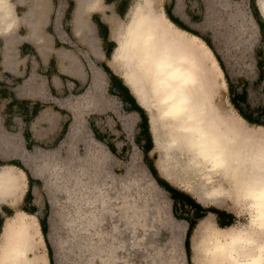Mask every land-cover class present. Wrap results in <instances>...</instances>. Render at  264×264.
Here are the masks:
<instances>
[{
  "label": "rangeland",
  "instance_id": "rangeland-1",
  "mask_svg": "<svg viewBox=\"0 0 264 264\" xmlns=\"http://www.w3.org/2000/svg\"><path fill=\"white\" fill-rule=\"evenodd\" d=\"M91 1L81 9L79 1L73 0L70 27L76 34L78 33L77 38L84 41L89 24L91 25L90 14L92 11H98L106 21L110 36L117 45L118 34L126 26L130 18V11L138 0H131V7L122 18L118 17L110 6L104 5L103 0ZM169 1L153 0V7L160 13L163 10V5ZM181 3L180 11L183 12L185 4ZM256 3L264 21L259 0H256ZM64 4H67V0H54L55 12L52 23H54L55 14ZM187 4L189 8L186 9L193 10L195 13H202L199 21L190 25L197 31L211 37L231 78L235 80L238 72L249 79L253 78L255 68L252 49L257 44V34L255 24L252 18L248 16L246 1L187 0ZM30 7L29 3L18 8L16 13L17 23L22 25L18 28V33L23 36L29 34L25 23H30L26 19L29 13L27 10ZM34 7L33 15L36 17L34 20L36 24L39 23L41 12L39 11L40 7ZM3 39L8 40L10 37L0 36V40ZM210 54L220 72L218 90L214 97L215 103L223 115L239 118L240 127L242 124L248 126V129L256 130L255 132L238 130L237 139L240 141V145H243V142L264 145V127L250 125L237 114L228 98L223 71L212 51ZM110 64L128 85L124 70L119 63L113 60V54ZM248 81L250 82L248 87L249 100L254 106H264V82L255 87L251 84L252 80ZM102 83L100 86L103 85ZM134 95L142 107L145 106L149 116L154 145L152 152L156 154L154 162L159 175L175 187L190 193L203 206L225 209L235 217L231 226L222 228L215 224L214 215L208 213L195 226L190 237L191 263L210 264L211 252L206 248V240L202 238L204 233L209 230L205 231L206 228H201V225L204 222L212 223L213 232L210 234L223 232L229 227L241 228L247 225L249 221L248 209L246 205L241 204L236 191L232 190L234 189L232 187L233 178L230 177L229 181L228 175L225 176L222 173L224 175L222 176L214 173L212 174L214 182L210 181L213 183L210 184L207 181V175L202 176L199 171L189 167L187 156L184 153L178 150H169L167 153L164 148L168 139L166 129L159 124L158 134L153 133L151 122L152 113H155V110L145 104L144 96L140 93ZM83 96L63 97L55 100L59 105L68 109L70 115H73L74 107L78 106L81 110L83 125L77 136L70 139L68 132L65 140L56 148H37L28 151L24 148L23 141L18 135L6 133L7 139L11 138L15 145L3 148V152H1L3 154L0 155L2 159L21 161L35 179L33 194L36 203L42 207L43 199L47 202L48 228L46 238L52 253L53 264H188L185 249L184 251L180 250L181 242H175L173 236V225L179 224L175 227V231L178 230V233H182L179 229L184 228V226L187 227V223L173 214L168 195L162 189L155 188L151 184L154 179L142 160V153L139 152L140 161L132 163L131 153H128L123 161H118L105 146L108 154L100 150L96 151L98 149L96 145L94 148H90L91 153L89 152L87 144L92 133L87 122L88 116L93 112H104L108 105L107 97L101 91L87 94L85 98ZM262 119L264 121V117ZM123 121L126 125L131 122L128 118ZM44 164H47L49 171L51 170L53 173L56 171V174L52 176L56 183L55 187L48 186L46 182L49 173L48 170L43 169ZM0 168L3 167L0 166ZM20 170L25 183L23 192L21 191L20 197L16 200L0 201L1 213H3L2 207L4 205H8L13 210L19 209L21 199L27 188L26 174L22 169ZM40 170H44L43 175L40 174L42 173ZM219 176H222L223 179L227 177V181L231 185L220 182L221 187L224 188V194L223 192L212 196L206 194L205 189L211 188V185L218 187ZM133 178L137 179L140 187L132 185ZM126 185H130L129 188ZM52 193L55 195L52 196ZM106 194L109 197L107 205H110L114 211L111 214L110 212H103L102 221L97 223L92 218V214L100 216L98 209H101V203L98 197H103ZM53 197L56 199L55 203ZM104 197L106 198V196ZM123 201H134L140 206L143 214L140 221L129 218L125 224L126 217H122L121 210L118 209ZM78 210L80 212H77ZM39 215L42 213L39 212ZM7 218L3 223L0 237L9 219ZM34 219L35 224L33 223V225L36 229H40L35 216ZM114 224L122 230V233L114 230ZM39 237L40 235L37 234L36 238L39 239ZM42 241L44 244H41L40 252L45 255L46 263L49 264L47 246L43 235ZM110 243L112 247L116 246L114 258L106 256Z\"/></svg>",
  "mask_w": 264,
  "mask_h": 264
},
{
  "label": "bare ground",
  "instance_id": "bare-ground-1",
  "mask_svg": "<svg viewBox=\"0 0 264 264\" xmlns=\"http://www.w3.org/2000/svg\"><path fill=\"white\" fill-rule=\"evenodd\" d=\"M78 1L79 7L83 9L90 0ZM3 3L4 0H0V6ZM259 4L264 15V0H259ZM4 15L0 9L1 24L4 23ZM210 53V48L202 39L175 26L163 10L158 13L153 7V0H138L130 11L126 26L118 34L113 60L122 66L133 94L140 93L144 96L145 104L155 110L151 129L155 134H158L159 124L166 129L168 139L164 148L167 153L169 150L184 153L189 167L199 171L202 176L207 175L209 183L214 182V173L228 175L229 181L230 177L233 178L232 190L236 191L241 204L248 209L249 221L241 228L229 227L223 232L210 234L213 224L204 222L201 225V228H206L205 231L209 230L202 238L211 252L210 264H264V145L249 142L240 145L238 130L247 132L252 129L242 124L240 127L239 118L223 115L215 103L220 72ZM93 74V86H100L103 74L97 68H94ZM82 125L81 110L78 106L74 107L69 128L70 139L77 136ZM3 131L0 125V155L3 154V148L15 145ZM95 145L98 148L96 151L108 154L105 147L93 137L87 144L90 153V148ZM130 159L132 163L140 161L136 146ZM2 167L0 201L16 200L25 184L21 170L13 165ZM43 169L49 173L46 179L48 186L55 187L52 176L56 171H49L47 164L43 165ZM40 171L43 175L44 170ZM222 176H219L218 187L211 185V188L205 189L206 194H224L220 182H230ZM132 182V185L141 186L136 178ZM151 184L158 187L153 180ZM129 186L126 185L127 188ZM98 198L101 203V209H98L100 216L92 214L97 223L102 221L103 212L111 214L114 211L107 205V194ZM53 199L55 203V197ZM118 209L121 210V216L126 217L125 224L129 218L140 221L143 215L140 206L134 201H123ZM8 218L0 237V264H47L45 255L40 252L44 242L40 229L33 225L34 215L17 210ZM178 225H173L174 241H180V250L184 251L186 226L179 229L182 233H178V230L175 231ZM113 226L114 230L122 233L116 224ZM37 234L40 235L39 239L36 238ZM109 245L105 250L108 253L106 256L114 258L116 246Z\"/></svg>",
  "mask_w": 264,
  "mask_h": 264
},
{
  "label": "crops",
  "instance_id": "crops-1",
  "mask_svg": "<svg viewBox=\"0 0 264 264\" xmlns=\"http://www.w3.org/2000/svg\"><path fill=\"white\" fill-rule=\"evenodd\" d=\"M118 1L120 0L106 3L103 0V3L110 6L115 14L122 18L116 12ZM29 3L31 7L27 10L29 13L26 19L30 23H25L29 34L23 36L18 33V28L22 25L17 23L16 13L18 8ZM2 6L0 9L5 15L4 23L0 22V36L10 37L8 40H0V86L5 88L4 93L8 97L5 98L4 93L0 92V125L4 130L3 133L18 135L28 151L37 148H56L67 137L73 115L55 100L101 91L107 97L108 107L104 112L91 113V123L94 131L92 134L97 135L102 142L94 135L92 137L110 153L109 147H111L113 150L111 154L118 161L126 159L128 153H132L134 146L143 155L139 148L143 140L137 143L134 141L135 133L139 131L140 114L133 109L127 98H124V85H128L110 64L116 43L110 36L109 27L101 14L98 11L91 12V25L89 24L84 41H81L77 38L78 33L76 34L70 27L72 12L66 20L67 4L59 8L54 23H52L55 12L54 0H4ZM34 6L40 7L41 12L39 23L36 24L34 23L36 17L33 15ZM130 7L131 0L125 15ZM93 14H98L100 20L108 27L107 42H104L99 35L97 24L92 19ZM102 64L120 77L121 82L111 84L109 74L104 71ZM94 68L99 69L103 74L102 86H93ZM128 88L133 94L129 86ZM12 97L20 102L26 101L29 108L34 103H38L42 108L34 117H30L29 113L17 111V104L6 107ZM136 100L142 106L137 98ZM126 118L131 121L129 125L123 121ZM152 151L153 149L149 152L150 155ZM32 178V199L29 203H25V206L27 208L31 205L35 206L36 211L31 215H34L39 223V219L45 216L47 202L43 199L42 207L36 203L33 194L35 179ZM39 212L42 215H39ZM214 220L217 225L215 215Z\"/></svg>",
  "mask_w": 264,
  "mask_h": 264
},
{
  "label": "trees",
  "instance_id": "trees-1",
  "mask_svg": "<svg viewBox=\"0 0 264 264\" xmlns=\"http://www.w3.org/2000/svg\"><path fill=\"white\" fill-rule=\"evenodd\" d=\"M114 0H105L106 3H110ZM246 1V9L248 16L252 18L254 24H255V30L257 34V44L252 49V57L254 60V77L249 79L248 77L242 76L240 72L237 73V76L235 77V80L231 78L229 71L227 67L224 64V61L215 48L211 37L197 31L194 29L190 24L191 23H197L199 21L200 16H202V13H195L193 10H189L186 8L188 7L187 0H170L168 3L164 5V12L167 18L178 28L198 36L200 39H202L207 46L211 49L213 52L219 66L221 67L223 71L224 80L227 86L228 91V98L237 112V114L243 118L248 124L254 125V126H262L264 127V106H254L251 101L249 100V91L248 87L250 85V82L248 80H252L251 84L255 87L260 86L264 82V21L263 17L258 9L256 0H244ZM183 2L185 4V8L182 11H180V6ZM130 0H120L118 1L116 5V12L123 17L129 7ZM66 20L69 19L70 14L73 10V0H67V6H66ZM92 19L97 24V27L99 29V35L103 39L104 42H107L108 39V27L107 25L102 22L98 16V14H93ZM114 44V43H113ZM103 69L105 72L109 74L111 84H114L115 82H121V78L115 75L108 66L102 64ZM125 88V95L124 98H127V101L131 104L133 109L137 110L140 114V121H139V131L135 133L134 141L137 143V141L143 140V143L140 145V149L143 152L142 160L150 172V175L154 179L157 186L162 189L171 200V207L173 214H176V217H180V219L186 221L187 227L185 231L183 246L185 249V254L187 258L188 264H192L190 260L191 256V248H190V237L192 235V232L197 225V223L203 219L208 213H212L215 215L216 223L219 227H228L231 226L234 222V215L225 210L220 209L214 206H203L201 203H199L190 193L181 190L171 183H169L165 178L159 175L158 170L155 165V158L156 154L152 153L151 155L149 152L153 149V139L150 131V124H149V116L147 111L140 106L137 103L136 97L130 92L128 86L124 85ZM0 92L3 94L5 92V88L0 86ZM3 96L8 99L6 94L4 93ZM18 105L17 111H21L23 113H29L30 117H34L39 110L42 108L41 105L38 103L32 104L30 108L27 105L26 101H18L15 100L14 97H12V100L9 101L6 104V107H10L12 105ZM92 116H88V126L90 128L91 133H93L92 129V123L91 118ZM94 137L99 140L101 139L95 135ZM30 148V147H28ZM111 153H113V150L111 147H109ZM3 165H13L20 169H22L27 178V189L25 191V194L23 196V203L20 204L19 209L21 211H24L28 214H34L36 211L35 206L26 207L25 203H29L32 199V193H31V185L33 182V178L31 173L24 167V165L19 160H7L0 158V166ZM3 215L0 213V233L3 226V223L5 219L9 216H12L15 211L12 208L4 205L2 207ZM48 205H46V213L43 218L39 219V224L41 228V232L44 238V241L47 246V255L49 264H53V257L52 253L50 251V246L47 241V228H48Z\"/></svg>",
  "mask_w": 264,
  "mask_h": 264
}]
</instances>
